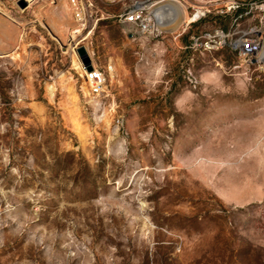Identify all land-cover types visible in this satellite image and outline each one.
Segmentation results:
<instances>
[{
  "label": "rangeland",
  "instance_id": "1",
  "mask_svg": "<svg viewBox=\"0 0 264 264\" xmlns=\"http://www.w3.org/2000/svg\"><path fill=\"white\" fill-rule=\"evenodd\" d=\"M19 1L0 0V264H264V0H153L184 23L136 41L130 0L82 25ZM217 29L261 49L190 48ZM69 32L113 68L104 96Z\"/></svg>",
  "mask_w": 264,
  "mask_h": 264
},
{
  "label": "built area",
  "instance_id": "2",
  "mask_svg": "<svg viewBox=\"0 0 264 264\" xmlns=\"http://www.w3.org/2000/svg\"><path fill=\"white\" fill-rule=\"evenodd\" d=\"M106 3H115L117 0H101ZM157 3L153 0H130L117 16L119 24L126 27L128 36L136 41L138 38L156 37L160 34L158 30L157 19L155 15V6ZM92 7L91 0H67V9L77 25H82L89 18V8ZM234 9V7H231ZM199 13H195L196 19H200ZM253 30L240 33L234 39L236 34L232 31L214 30L203 35L193 37L190 43L191 49H200L203 52L212 53L220 51L224 48H231L237 52L239 57L249 60L261 49V38L255 36ZM71 49L75 51L78 43L71 42ZM87 50V49H86ZM91 59L93 70L86 72L81 64V77L87 87L89 97L104 96L107 77L113 72V68L109 65L105 68L98 67L93 63L91 55L87 50ZM116 123L121 124L117 119Z\"/></svg>",
  "mask_w": 264,
  "mask_h": 264
},
{
  "label": "bare ground",
  "instance_id": "3",
  "mask_svg": "<svg viewBox=\"0 0 264 264\" xmlns=\"http://www.w3.org/2000/svg\"><path fill=\"white\" fill-rule=\"evenodd\" d=\"M25 1L27 3H30L32 0H25ZM156 6H155V15L157 19V26L159 29L162 28L165 30L173 31L176 30L182 23H184L185 19L182 18V12L179 11L180 9L177 6H173L172 3H167L166 5H163L161 7H156ZM74 37H75L74 33H70L67 42H71L74 39ZM263 48L264 46L262 47V49ZM263 55H264L263 52L258 53V57H261V59Z\"/></svg>",
  "mask_w": 264,
  "mask_h": 264
},
{
  "label": "water",
  "instance_id": "4",
  "mask_svg": "<svg viewBox=\"0 0 264 264\" xmlns=\"http://www.w3.org/2000/svg\"><path fill=\"white\" fill-rule=\"evenodd\" d=\"M18 6L20 9H24L27 7V2L25 0H20L18 2ZM76 55L78 56L82 66L84 67L86 72H91L93 70V66L91 63V59L88 55V52L84 46H78L75 50Z\"/></svg>",
  "mask_w": 264,
  "mask_h": 264
}]
</instances>
